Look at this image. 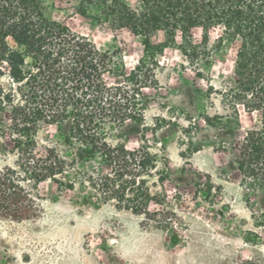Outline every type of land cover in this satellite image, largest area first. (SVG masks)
Instances as JSON below:
<instances>
[{"label":"trees","instance_id":"trees-1","mask_svg":"<svg viewBox=\"0 0 264 264\" xmlns=\"http://www.w3.org/2000/svg\"><path fill=\"white\" fill-rule=\"evenodd\" d=\"M84 1L98 7L97 20L140 38L143 55L129 70L86 36L46 16L40 0H0V218H37L43 211L39 187L49 181L68 189L86 184L139 214L149 212L151 201L160 203L142 187L157 161L146 142L149 97L142 90L158 86L157 57L168 46L203 77L214 52L238 43L231 79L210 87L234 113L240 104L258 114L259 125L239 140L230 131L226 151L243 183L256 184L264 194V0ZM197 28L200 40L192 35ZM215 29L220 34L211 50L207 44ZM158 32L163 40L152 43ZM107 123L123 135L141 133L143 143L132 149L112 143L104 132ZM41 124L54 125L74 150L70 162L57 146L40 144ZM82 161L86 169L75 167ZM68 171L72 180L64 183Z\"/></svg>","mask_w":264,"mask_h":264},{"label":"rangeland","instance_id":"rangeland-1","mask_svg":"<svg viewBox=\"0 0 264 264\" xmlns=\"http://www.w3.org/2000/svg\"><path fill=\"white\" fill-rule=\"evenodd\" d=\"M40 2L46 16L86 36L127 70L142 57L140 38L97 20V6L84 0ZM219 34V29L210 32L209 49ZM192 35L200 40L201 30L193 29ZM162 40L161 32L150 38L152 43ZM237 44L214 52L203 77L175 47H165L157 57L158 86L142 90L149 97L146 142L157 161L142 187L160 203L151 201L149 212L139 214L86 184L68 189L42 183L43 211L37 218H0V264H264L263 191L243 183L226 151L230 131L239 140L259 125V116L240 104L234 113L214 91L233 75ZM1 83L6 86L8 79ZM104 132L112 143L131 149L143 143L141 133L123 135L110 123ZM37 138L57 146L66 161L74 158L54 125L41 124ZM86 166L85 161L75 165ZM98 170L104 168L98 164ZM65 175L64 183L72 180L71 172Z\"/></svg>","mask_w":264,"mask_h":264}]
</instances>
